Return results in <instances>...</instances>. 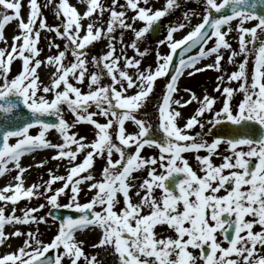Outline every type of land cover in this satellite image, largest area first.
I'll list each match as a JSON object with an SVG mask.
<instances>
[{
	"label": "snow or ice",
	"instance_id": "1",
	"mask_svg": "<svg viewBox=\"0 0 264 264\" xmlns=\"http://www.w3.org/2000/svg\"><path fill=\"white\" fill-rule=\"evenodd\" d=\"M27 4L29 12L25 19L21 14L22 0H0V41L6 44L0 47V175L12 170L7 167L9 164L17 171L14 183L0 188V202H3L0 245L7 244L11 238L24 237L15 250L0 254V264H64L66 258L69 264H78L81 258L84 264H102L96 256L86 255L83 242L75 239L74 233L89 228L101 231L92 247L103 248L105 252L110 249L114 264H197L198 261L199 264H264V39H261L264 0H204L200 21L192 25L193 13H185L183 22L169 25L165 38L157 45H166L168 53L162 55L157 51L155 68L148 66L143 70L140 58L148 50H140L138 42L179 6L177 0H165L155 10L150 0H143L145 6H141V0H126L125 4L111 0L107 6L102 0H86L83 13L69 0H48L43 6L38 0H27ZM48 6L54 7L55 14L62 17L59 25L46 24L41 9ZM128 10L135 12L130 18L126 16ZM105 11L109 13L106 27L97 26L103 25ZM85 19L89 21L86 25L82 23ZM14 20L18 33L9 47L3 30ZM137 21L143 22L138 29L134 27ZM251 21L256 23L245 26ZM186 26L190 30L175 39L174 33ZM117 28L133 33V39L126 45L121 33L119 54L112 35ZM43 29L65 40L63 50L54 42L49 44L57 53L47 56L46 62L38 58L37 43ZM233 31L237 33L238 51L226 39ZM102 37L108 39V51L92 57L96 70L89 73L86 48ZM126 48L133 49L140 58L126 55ZM197 48L195 54H189ZM177 50L179 60L174 61ZM225 50L230 53L228 63H234L237 56L243 59L236 70L227 74L228 81L239 82L238 88L224 84L223 74L217 77L216 90L224 96L218 111H213L215 98L207 94L202 99L195 93H190L188 100L174 98V93L179 92L177 81L185 71L189 76L206 68L220 71ZM69 51L73 59L65 62ZM213 56V63L197 67L201 60ZM250 57L253 66L249 72ZM17 58L22 61V70L9 78L10 66ZM42 63L54 68L49 84L39 78ZM170 66H174V74L157 102L158 128L163 135L156 139L151 136L152 125L138 115L154 90V82L168 75ZM102 77L109 78V83L102 84ZM85 80L87 92L71 82L82 84ZM234 92L242 94L235 107L230 103ZM193 101L199 107L178 126L182 116L178 108ZM21 104L28 110L27 120L19 111ZM62 105L75 116L72 123L63 118ZM93 105L96 112L89 111ZM206 112H212L209 123L220 125L227 121L233 131L227 137L218 134L211 142L205 140L201 120ZM97 114L107 118L106 122H98L94 118ZM49 116L56 117V122L49 121ZM126 121L135 124L138 131L126 133ZM80 122L94 126L95 139L90 143L70 131ZM197 125L201 131L190 134ZM33 127L39 128L38 134H30ZM50 129L59 133L61 143L46 139ZM110 129L115 131L118 143L114 142ZM221 143L227 145L229 154L217 151ZM145 146L158 148L159 156L145 159L141 155ZM39 149H52V159L66 160L67 173L56 175L49 170V179L43 184L26 186L23 175L26 168L20 164L21 157ZM202 149L207 154L195 157L202 173L198 175L182 154L198 153ZM85 151L82 162L76 163L78 154ZM114 153L119 158L113 159ZM213 155L220 156L222 162L215 164ZM96 156H106L99 180L89 171ZM157 165L163 170L159 174ZM145 166L147 178L137 187L134 183L137 178L132 174ZM177 174L183 178L176 179ZM57 181L62 186L54 189ZM85 183L94 195L81 203L78 196ZM133 187H137L138 203H133L130 197ZM66 189H70L69 202L60 205L58 197L66 194ZM156 189L160 190L159 196L154 194ZM221 190L224 194H220ZM118 194H122L123 206L117 210L116 205L121 202ZM34 196L44 197L51 208L73 209L79 215L59 218L50 210L52 220L59 219V223L57 233L47 243L37 235L38 229L22 232L14 228L6 233L5 225L47 222L46 217L33 215L37 208L20 209L22 215H16V202ZM9 202L13 207L6 213ZM165 224L174 235L161 236L154 231L155 226ZM254 225H259L260 230L254 231ZM221 241H226L227 247ZM189 249L199 250V255ZM50 250L56 254L51 255Z\"/></svg>",
	"mask_w": 264,
	"mask_h": 264
},
{
	"label": "rangeland",
	"instance_id": "2",
	"mask_svg": "<svg viewBox=\"0 0 264 264\" xmlns=\"http://www.w3.org/2000/svg\"><path fill=\"white\" fill-rule=\"evenodd\" d=\"M72 1L73 2H70V1L69 2L71 4H73L75 7H77V9L80 13H83L86 10V6L80 5L79 0H72ZM57 2H58V0H57ZM102 2L107 6V5H110L111 0H102ZM217 2H219V0H217ZM22 3H23V0H22ZM26 3H27V1H26ZM38 3L43 6V5L48 4V0H38ZM118 3L119 4H125L126 0H118ZM164 3H165V0H150V4H151L153 10L161 8L164 5ZM177 3L179 5L178 7H176L174 10H172L170 13L166 14L165 17L161 18V24H160L161 26L159 29L158 37L156 39L152 40L150 35L146 34L145 38L138 42V47L140 48V50H144V49L148 50L147 53L142 58L138 57L133 49L126 48V55H128L129 57H136V58L141 59L140 67L142 70L148 66H152V68H155V66H156V55L155 54L157 51H159L162 55L168 53L169 49L166 45H159V47H157V45H158V41L165 38L167 27L169 25L175 24L177 22H183L185 13H193V15L191 17V24L192 25L199 22L200 19L202 18V14L204 11V0H177ZM141 6H145L143 4V0H141ZM41 10L43 13V17L46 18V24L47 25L56 26V25H59L61 23L62 17H58L55 14L56 9L54 7H52V6L42 7ZM117 10H120V9L117 8ZM28 12H29V7H28V4H26L25 11L23 13H21L25 19L27 18ZM195 13H200V15L199 16L195 15ZM134 14H135L134 10H128L126 12V16L129 18L132 17ZM108 17H109V13L107 11H105L103 14V17H102V20L104 22L103 25L98 23L97 26L106 27V21H107ZM93 19H96V17L94 16ZM82 23L86 25L87 23H89V21L87 19H85V20H83ZM235 23L236 22L234 21L233 27H235ZM255 23H256V21L246 22L245 26L251 27ZM142 26H143V22L137 21L136 23H134V27L137 29L142 27ZM188 30H190V27L186 26L184 29L177 31L176 33H174V38L180 39L184 34H186V32ZM122 32H123V41H124L125 45L130 43V41L133 39L132 31L127 30V29L117 28L115 30V32L112 34L114 37L113 43H114V46L116 48L117 54L120 53V48H121L120 38H121ZM17 33H18V25H17V22L15 20L10 22L9 24H7L5 26V28L3 30V35L6 38L7 46L10 47V45L12 43V37ZM226 39L231 43L232 49H234L236 51L239 50L238 49L237 33L235 31L230 33L226 37ZM261 39H264V36H261ZM52 42H54L56 45H59L61 50L64 49L65 40L63 38L57 37L54 32H49V31H47V29L41 30L40 31V37H39L38 43H37V47H38V49H40L38 58L41 59L42 62H46L47 56L54 55L57 53V49L55 47H52V48L49 47V44ZM211 43L212 42L209 43V46L211 45ZM107 45H108V39L106 37H102L101 39L94 41L91 45H89L86 48L87 59L89 61V65H88L89 73L93 70H96V66L91 62L92 57L93 56H100V55L106 53L108 51ZM5 46H6L5 42L0 41V47H5ZM229 54L230 53L227 50H225L223 52V59L221 61L222 67H221L220 71H217L214 68H212V69L206 68L203 71L194 72L193 75H191V76H189L187 74V71H185L184 74H182L181 77L179 78V80L177 81V86L179 88V92L174 93V98L182 99V100L183 99L188 100L189 98L187 99L186 97H189L190 93H195V95L198 98L202 99L207 94L208 96L215 98V103L213 105V111H218L219 108L222 107L224 96L222 95L221 91L216 90V85H217V83H219V81L217 80V77L223 74L224 75V84L232 87L233 89L238 88V83H239L237 81H231V82L228 81L227 80V74H230L232 71L236 70L238 63L243 59V57L242 56L235 57L234 58L235 62L230 64L227 61V57ZM72 59H73V57L71 56V52L69 51L67 54L65 62L71 61ZM252 59H253L252 57L249 58V62L247 65L249 72L251 71L252 66H253L252 65ZM213 60H214V56L211 58H204L203 60H201L197 64V67H203L202 64L204 62H205V64L213 63ZM121 64H123V61H121ZM42 65H44L45 71L49 68L51 69L50 70L51 72L54 71V68L51 66H47L46 63H42ZM20 70H22V61L19 58H17L12 63V65L10 66L9 78H12L15 75H17ZM51 72H50V74H51ZM130 73H131V70H130ZM39 78H41V77L39 76ZM170 79H171V77H169L168 79H165V77L157 78V80L154 82L153 92L150 94L149 98L146 100L144 106H142V108L139 110L138 118H142L145 121H147L149 124L152 125V131L154 132V136L157 138H160L163 135L162 131L158 128L159 122H158L157 102L161 98L162 93L164 92L166 85L170 81ZM47 81H50V79H48ZM71 82L74 83L77 87H80L82 92L88 91L87 80H85V82L82 84L77 83L76 81H71ZM101 83L102 84L109 83V78H103L102 77ZM46 84H49V82H46ZM223 86L224 85L222 84V87ZM185 89L190 90V92L185 91ZM48 98L49 99L51 98V94H48ZM241 99H242V94L239 92H234L233 98L230 101V103L233 107H235ZM198 107H199V104L196 101H193L188 105H185L183 107V109H187L186 110L187 112H186L185 116L181 117L178 120V126H182L186 122V118L188 115H190V112H191V115H194L195 110ZM61 108H62L63 118L68 123H72L75 120V116L67 108L66 105H62ZM89 111L96 112L97 110L95 109V106L93 105L91 108H89ZM50 117L56 118L53 116H50ZM211 117H212V112H206L203 115V118L201 120V123L204 124V129H203V133L205 134L204 139L207 140L208 142H209L210 137H213L212 134H209V129L213 125V124L209 123V121L211 120ZM94 118L100 123H105L107 120V118L100 116L99 114H97ZM125 129H126V133H129V134L135 133L138 131V128L136 127V125L133 124L131 121L125 122ZM70 131L77 133L78 137H80V136L84 137L85 142H87V143H90L91 141H93L95 139L94 126L91 125L90 123H87V122H80V123L75 124V126L73 128H71ZM200 131H201V129L197 125L192 130H190V134H194V133L200 132ZM38 132H39L38 127H34L32 129H30L31 135H36V134H38ZM110 132H112L114 142L118 143V141H116V139H115V137H116L115 131L110 129ZM46 139H48L52 143H61L62 142V138L60 137L59 133L55 129H50L47 132ZM11 142H14V140H12ZM221 145H222V151L219 150L218 152H220L221 154L227 155L223 151V148L225 147L224 143H222ZM74 147L75 146H73V148ZM42 150L43 149H39V150H36L34 152L27 153L21 157L20 164L22 167L26 168V172L23 174L26 186L33 184V183L43 184L45 181H47L49 179V170H52V172L56 175H66V173H67L68 163L66 160L52 159V157H53L52 155H54V150H52V149H51L50 153H48V154H43ZM87 150H90V149H87ZM86 151L82 154H78L76 163L82 162L83 155L86 154ZM132 151H134V148L132 149ZM200 151H202V153L199 154L201 156L207 154L206 150L202 149ZM32 154H36V155L32 156ZM187 154L190 158L194 159V160L189 161L190 167H192V169L194 171H197L198 175L202 174L199 170L198 161L194 157H192V154H195V153L194 152H188ZM114 155L116 156L114 159L119 158L118 154H114ZM211 159L213 160V162L215 164H219L222 162L220 156H217V155H213L211 157ZM40 162H43L42 166H37L38 164H40ZM105 165H106V156L104 158H102L100 156H96V157H94L93 166L91 169H89V171L97 180L102 179L101 172H102V169ZM61 166L63 167L62 171L60 170ZM7 167L11 168L12 170L0 175V188L5 187L9 183H14L13 178L17 174V171L13 167V165H11V164H9ZM155 167H156V173L157 174H159L161 171H163L162 169L159 168L158 165ZM86 174H87V172L81 173V175H86ZM132 175L138 176L139 182H142V180L144 178H147V166H145V168L141 169V173L133 172ZM61 186H62V182H59V181H57L53 184L54 189L61 187ZM81 189L82 190L78 196V200L81 203H85L91 199V197L94 195V191L89 190L88 187H81ZM65 193L66 194H62L61 196L58 197V203L60 205H64V204L69 202L68 196L70 194V189H66ZM159 193H160V190L156 189L154 194L159 196ZM8 194H11V193H8ZM220 194H224L223 190H221ZM118 195H119L121 202L116 205L117 210L119 209V207L123 206L122 194H118ZM41 204L44 205L43 208H39V205H41ZM0 205H3V202H0ZM12 207H13V205L11 204V202H9V204L6 206V213H10ZM15 207L17 208L16 215H22L20 209H25L28 207L37 208L38 211L36 213H34L33 215L37 216V218L44 216V217H46V220H47V225H45L44 229L42 230L40 238L45 243L50 242V240L57 233L58 222H56V221L54 222L52 220V218L49 216V210L52 208L50 205H48V203L46 202L44 197L34 196L30 200L26 199V198H22L20 201L16 202ZM62 209H65V208H62ZM65 210H72V209H65ZM96 210H99V208H97ZM144 211H147V209H145ZM246 218L251 219V217H246ZM40 223H44V222H40ZM17 225L22 232H28L30 230L35 232L37 230L36 226L39 224L29 223V224H17ZM9 226L10 225H5V228H7ZM157 228H161V230H162V232L158 235H161V236L174 235L168 229L166 224L155 226L154 231ZM94 229H96V231H97L96 233L93 232ZM259 230H260V226L254 225V231H259ZM84 232H88V233H84ZM42 233L44 234V236ZM100 235H101V231L98 228H89V229L77 231V236H76L77 238L75 237V239L77 241L83 242V244H82L83 251L89 257L96 256L97 260L101 261L102 264H114L115 257L110 254L111 253L110 249L108 250V252H105V250L103 248H93L92 247L93 244L98 242V238L100 237ZM23 239H24V237L11 238L7 244L0 245V254H3L5 252L9 251L10 249L15 250L18 246H20L22 244ZM219 239H221V237L218 235V240ZM221 242H222V246L227 247V243L225 241H221ZM257 247L259 248L260 246L258 245ZM189 250L193 251L194 255H197V256L199 255V250H193V249H189ZM50 251H52L54 254H56L55 250H50ZM102 255H105L104 259H102V257H101ZM64 264H69V260L67 258L64 260ZM78 264H84L83 258H81V260L78 262ZM197 264H199V261L197 262Z\"/></svg>",
	"mask_w": 264,
	"mask_h": 264
},
{
	"label": "bare ground",
	"instance_id": "3",
	"mask_svg": "<svg viewBox=\"0 0 264 264\" xmlns=\"http://www.w3.org/2000/svg\"><path fill=\"white\" fill-rule=\"evenodd\" d=\"M26 1L27 0H23V3H22V9H21V13H23L24 11H25V9H26ZM70 2H73L72 0H69ZM79 2H80V5H83V6H86V0H79ZM203 65H205V62L202 64V66ZM51 69L49 68V69H47L46 71L44 70V65H42L41 67H39V69H38V75L42 78H40L45 84H46V82H49L50 83V81H47L48 79H50V71ZM191 116V112H190V115L187 117V118H189ZM186 118V119H187ZM43 151V154H48V153H50V151H51V149H43L42 150ZM41 153V152H40ZM27 154V153H26ZM115 154V153H114ZM113 154V159L116 157L115 155ZM25 155V154H24ZM33 155H36V154H32V156ZM182 155H184V157H186L187 156V153H184V154H182ZM53 156V155H52ZM62 166H61V168H60V170L62 171ZM134 172H138V173H141V170H136V171H134ZM134 177H136L137 179L134 181V183H135V185L138 187V185H139V183H141V182H139V178H138V176H134ZM143 181V180H142ZM31 185V184H30ZM81 187H87V183H85V184H82L81 185ZM137 187H133L132 189H130V197H131V200H132V202L133 203H138L139 202V197L136 195V191H137ZM141 195H143V193L141 192ZM120 208V207H119ZM45 225H47V222H46V224H45V222L44 223H39V225H37L36 226V228L39 230L38 231V236H39V238L41 237V232H42V230L44 229V227H45ZM14 228H16V229H19V227H18V225L16 224V225H10L9 227H7V228H5V232L6 233H10V232H12L13 230H14ZM93 232H97L96 231V229H94V231ZM155 232L157 233V234H160L161 232H162V230H161V228H157L156 230H155ZM84 233H88V232H84ZM43 234V233H42ZM43 236H44V234H43ZM74 236L76 237L77 236V232L76 233H74ZM77 238V237H76ZM41 239V238H40ZM14 250V249H13ZM13 250H9V251H13ZM9 251H7V252H9ZM104 256L105 255H102L101 257H102V259H104Z\"/></svg>",
	"mask_w": 264,
	"mask_h": 264
},
{
	"label": "water",
	"instance_id": "4",
	"mask_svg": "<svg viewBox=\"0 0 264 264\" xmlns=\"http://www.w3.org/2000/svg\"><path fill=\"white\" fill-rule=\"evenodd\" d=\"M261 11H264V10H261ZM159 29H160V20L156 25H154V27L149 32V34L151 35L153 40L158 37ZM196 51H198V48L193 49L192 52L189 54H193ZM178 60H179V50H177V53L174 56V61H178ZM173 71H174V66H170L169 73H171ZM19 111L24 114V119L27 120L29 113H28V110L26 108H24L22 104L20 105ZM47 119L51 122H56V120H57L56 118H52V117H47ZM232 131H233V128L230 125V123L227 121H223V122H221L220 125H215L212 132L215 133L216 135L219 134L221 136L227 137L228 134H230ZM170 180H171V178H170ZM51 214L56 215L59 218H62L63 216H66V215H73L74 217L79 215V213L74 211V210H64V209H55V208L51 209ZM57 221L59 222V219H57ZM50 254L54 255V253L52 251H50Z\"/></svg>",
	"mask_w": 264,
	"mask_h": 264
},
{
	"label": "flooded vegetation",
	"instance_id": "5",
	"mask_svg": "<svg viewBox=\"0 0 264 264\" xmlns=\"http://www.w3.org/2000/svg\"><path fill=\"white\" fill-rule=\"evenodd\" d=\"M151 136H152V138H156V139H159V138H157V137H155L154 136V132L152 131V128H151ZM225 145V147L223 148V151L226 153V154H229L228 153V150H227V145L226 144H224ZM219 150L220 151H222V146H220L219 147ZM218 150V151H219ZM245 150H246V148H245ZM199 154H201V151H199L198 153H195V154H192V157H196V155H199ZM141 155H143V157L144 158H149V157H158L159 156V149L158 148H156L155 146H145L142 150H141ZM185 159H187L188 160V162L190 161V160H194L193 158H190L189 156H188V154H187V156L185 157ZM196 159V158H195ZM183 178V177H182Z\"/></svg>",
	"mask_w": 264,
	"mask_h": 264
}]
</instances>
